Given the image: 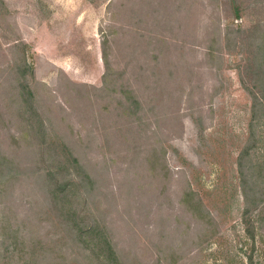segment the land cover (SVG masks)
<instances>
[{
	"label": "rangeland",
	"instance_id": "obj_1",
	"mask_svg": "<svg viewBox=\"0 0 264 264\" xmlns=\"http://www.w3.org/2000/svg\"><path fill=\"white\" fill-rule=\"evenodd\" d=\"M260 167L264 0H0V264H264Z\"/></svg>",
	"mask_w": 264,
	"mask_h": 264
},
{
	"label": "trees",
	"instance_id": "obj_2",
	"mask_svg": "<svg viewBox=\"0 0 264 264\" xmlns=\"http://www.w3.org/2000/svg\"><path fill=\"white\" fill-rule=\"evenodd\" d=\"M244 170L241 171L240 174V186H241V194L243 198V208L241 212V222L242 226L244 227V232L245 235L250 241V243L253 245V241L256 239V232L255 229L256 227H259V223L264 220V216L262 213L258 212L255 217L251 215V212L254 208L256 207H261L264 203L263 198H264V191L262 190V187H260L259 181L264 182V168L260 167L258 172L252 171L250 175L246 174L243 172ZM258 187H260L258 189ZM264 189V188H263ZM64 206H61V208ZM71 208H65L63 211L69 214L70 216L72 215V210ZM74 213V212H73ZM253 216V218H252ZM257 225V226H256ZM99 242H94L93 247L97 246ZM106 247L110 250L111 246L108 243V241H105ZM106 247L105 250H106ZM104 248H102V253H104ZM111 253L112 248H111ZM248 264H253V260L251 255H248ZM115 260V258H106V264H110Z\"/></svg>",
	"mask_w": 264,
	"mask_h": 264
}]
</instances>
